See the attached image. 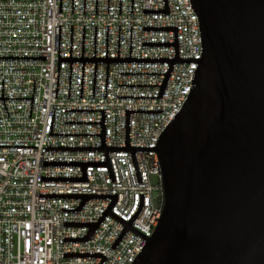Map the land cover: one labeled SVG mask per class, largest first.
Wrapping results in <instances>:
<instances>
[{"label":"built area","instance_id":"1","mask_svg":"<svg viewBox=\"0 0 264 264\" xmlns=\"http://www.w3.org/2000/svg\"><path fill=\"white\" fill-rule=\"evenodd\" d=\"M171 15L142 14L164 10L163 0H0V264H99L101 258H62L63 253H99L104 264H131L145 242L127 231L114 250L110 247L124 227L106 216L88 243H63V238H83L88 228H63V222L96 223L111 199H88L80 212L81 199H39V194L118 195L111 212L128 223L144 195L143 207L132 227L147 238L154 233L165 198L156 153L135 152L142 183H137L129 152H108L116 183L106 167H86L87 182H40L41 177L82 178L80 167H42L43 162H105L103 152H46V147H100V137L48 136L51 134L100 135V112L105 110V147H124L125 111H163L161 114H130V147H155L169 122L180 111L191 88L198 64H174L161 99L169 64L109 63L106 99V63H60L55 98L60 26V58L174 59V47H141V42L173 43V32H142V27H177L179 59H200L201 41L196 15L189 0H167ZM155 178L152 183L151 178Z\"/></svg>","mask_w":264,"mask_h":264},{"label":"water","instance_id":"2","mask_svg":"<svg viewBox=\"0 0 264 264\" xmlns=\"http://www.w3.org/2000/svg\"><path fill=\"white\" fill-rule=\"evenodd\" d=\"M196 15L201 41L200 59H179L177 27H142V32H173V43L141 42V47H174V59L60 58V26L55 98L58 92L60 63H106V99L109 63L169 64L162 85H117V87H160L157 97H116V99H161L174 64H198L186 101L158 137L155 147H130V114H161L163 111H125L124 147H105V110H66L100 112V135L51 134L48 136L100 137V147H46V152H103L105 162H43L42 167H80L82 178L41 177L40 182H87L86 167H106L110 182L116 183L108 152H129L137 183H142L135 152L156 153L158 173H162L165 204L154 233L145 237L132 227L140 214L144 195L128 223L111 212L118 195L39 194V199H81L80 212L88 199H111L96 223L63 222V228H88L83 238H63V243H88L106 216L124 229L111 245L114 250L127 231L145 242L131 264H264V0H189ZM164 10H143L142 14L171 15L167 0ZM133 0H131V15ZM121 0H119V15ZM109 0H107V15ZM97 0H95V14ZM61 14V0L59 6ZM73 14V0L71 6ZM85 14V0H83ZM62 258H107L99 253H63Z\"/></svg>","mask_w":264,"mask_h":264},{"label":"rangeland","instance_id":"3","mask_svg":"<svg viewBox=\"0 0 264 264\" xmlns=\"http://www.w3.org/2000/svg\"><path fill=\"white\" fill-rule=\"evenodd\" d=\"M151 181H152V183H155V178L152 177V178H151Z\"/></svg>","mask_w":264,"mask_h":264}]
</instances>
